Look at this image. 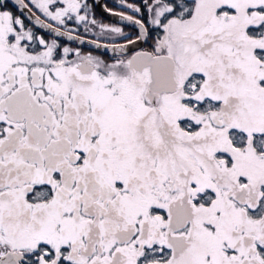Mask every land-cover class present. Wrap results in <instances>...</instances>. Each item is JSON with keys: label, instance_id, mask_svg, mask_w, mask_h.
I'll use <instances>...</instances> for the list:
<instances>
[{"label": "snow or ice", "instance_id": "obj_1", "mask_svg": "<svg viewBox=\"0 0 264 264\" xmlns=\"http://www.w3.org/2000/svg\"><path fill=\"white\" fill-rule=\"evenodd\" d=\"M121 5L0 0V264H264V0Z\"/></svg>", "mask_w": 264, "mask_h": 264}, {"label": "flooded vegetation", "instance_id": "obj_2", "mask_svg": "<svg viewBox=\"0 0 264 264\" xmlns=\"http://www.w3.org/2000/svg\"><path fill=\"white\" fill-rule=\"evenodd\" d=\"M90 3H92L94 5V13H95V18L104 23V24H112V23H116L114 21H110L109 19L104 18L102 15H100L97 11L96 5H95V0H89ZM129 2H132V0H129ZM135 2H139V0H135ZM104 6H106L107 8H111L114 10H121V0H104ZM126 10V9H125ZM125 31L128 33H132L133 29L130 26H126L125 27Z\"/></svg>", "mask_w": 264, "mask_h": 264}, {"label": "water", "instance_id": "obj_3", "mask_svg": "<svg viewBox=\"0 0 264 264\" xmlns=\"http://www.w3.org/2000/svg\"><path fill=\"white\" fill-rule=\"evenodd\" d=\"M95 5H96L97 11L100 15H102L106 19H109L110 21H114V22L118 23L117 17L112 16L107 11H105L104 0H95Z\"/></svg>", "mask_w": 264, "mask_h": 264}]
</instances>
